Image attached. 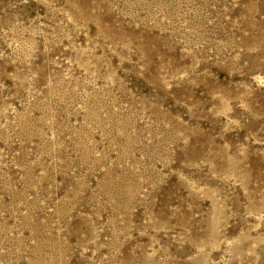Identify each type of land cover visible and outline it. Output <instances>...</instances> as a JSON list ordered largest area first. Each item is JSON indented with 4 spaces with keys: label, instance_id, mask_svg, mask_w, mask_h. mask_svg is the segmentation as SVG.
<instances>
[{
    "label": "rangeland",
    "instance_id": "rangeland-1",
    "mask_svg": "<svg viewBox=\"0 0 264 264\" xmlns=\"http://www.w3.org/2000/svg\"><path fill=\"white\" fill-rule=\"evenodd\" d=\"M0 264H264V0H0Z\"/></svg>",
    "mask_w": 264,
    "mask_h": 264
}]
</instances>
